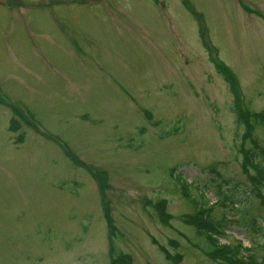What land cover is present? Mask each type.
<instances>
[{
  "label": "rangeland",
  "instance_id": "rangeland-1",
  "mask_svg": "<svg viewBox=\"0 0 264 264\" xmlns=\"http://www.w3.org/2000/svg\"><path fill=\"white\" fill-rule=\"evenodd\" d=\"M0 96V264H217L180 221L216 185L250 194L220 242L264 257L233 111L264 109V0H0Z\"/></svg>",
  "mask_w": 264,
  "mask_h": 264
},
{
  "label": "trees",
  "instance_id": "trees-1",
  "mask_svg": "<svg viewBox=\"0 0 264 264\" xmlns=\"http://www.w3.org/2000/svg\"><path fill=\"white\" fill-rule=\"evenodd\" d=\"M157 2V0H154ZM231 79L235 78L234 74H230ZM236 108L234 107V113L237 118V122L244 127L245 131L242 136L243 141L250 140L252 143L251 147H244V144L240 145L239 155H240V168L242 172L246 175L250 185L251 192L253 193V197L258 199L259 203L264 207V147H260L257 142L252 140L251 132L252 130L258 126L262 129L264 134V109L256 112H248L246 110H242L238 104L236 103ZM20 111V110H19ZM18 110H14L18 115H21ZM21 112V111H20ZM147 117H150L149 113H146ZM171 132V133H170ZM176 133V130L173 128L166 131L161 132L159 134L160 138L168 137ZM244 143V142H243ZM216 165L209 166L207 168L210 171V168L213 169ZM96 180L98 181L99 186L103 189L104 184L101 179L94 175ZM213 181V180H212ZM214 184H220L217 181ZM207 186L204 185L203 188ZM218 190L216 191V200L215 203L211 204V202L201 196L195 197L192 195H188L186 193V188H184V196L187 198L190 205H192L193 210L191 213L184 214L180 216V221L189 226L195 232V235L204 238L206 241L208 251H204L205 256L214 261L217 264H264V257L258 259L257 255L252 250V247L243 246L242 241L236 240L233 245L230 243H222L219 242L218 238L221 236V232L224 231V228L231 223H238V220H228L224 217H216L212 211L214 208L219 207L222 212L226 214V211H234V214L239 215L238 213H242L243 216L240 217V220L243 217L247 216L246 210H242L239 206H244L243 201L250 197V194L243 195L242 200L236 198V196L230 192L228 193L225 190H222L221 185H216ZM215 188V189H216ZM196 189H199L198 187ZM157 208L160 209V218L163 224H167L170 216L165 214V202L159 201L156 203ZM235 207V208H234ZM108 225L110 226V238L114 233V228L112 225V221L110 218L107 219ZM252 232L262 235L263 229L260 223L252 222ZM215 226V227H214ZM220 231V232H219ZM242 252L244 254H242ZM121 262L120 255H117L111 262V264H118Z\"/></svg>",
  "mask_w": 264,
  "mask_h": 264
}]
</instances>
